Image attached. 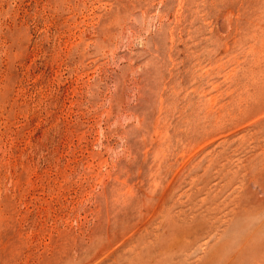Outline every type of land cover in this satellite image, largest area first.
Returning <instances> with one entry per match:
<instances>
[{
	"label": "rangeland",
	"instance_id": "1",
	"mask_svg": "<svg viewBox=\"0 0 264 264\" xmlns=\"http://www.w3.org/2000/svg\"><path fill=\"white\" fill-rule=\"evenodd\" d=\"M0 264H264V0H0Z\"/></svg>",
	"mask_w": 264,
	"mask_h": 264
}]
</instances>
